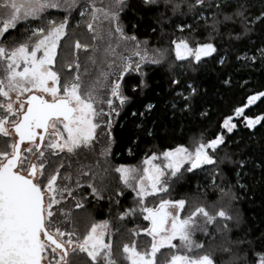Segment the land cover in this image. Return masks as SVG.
Returning <instances> with one entry per match:
<instances>
[{"label": "snow or ice", "instance_id": "6c2138e0", "mask_svg": "<svg viewBox=\"0 0 264 264\" xmlns=\"http://www.w3.org/2000/svg\"><path fill=\"white\" fill-rule=\"evenodd\" d=\"M233 61L264 65V0H0V264H264L237 207L264 195V72Z\"/></svg>", "mask_w": 264, "mask_h": 264}, {"label": "trees", "instance_id": "16d2710c", "mask_svg": "<svg viewBox=\"0 0 264 264\" xmlns=\"http://www.w3.org/2000/svg\"><path fill=\"white\" fill-rule=\"evenodd\" d=\"M241 50H247L248 45L241 44ZM236 65L235 68H229V72H233L235 76V80L237 82H242L243 79H247L251 85L258 86L261 82V73L264 72V65H260L257 67H249L243 68L240 66L242 62L233 61ZM215 72H210L201 76V79L206 87L212 89V86L215 84ZM153 85L157 82H161V76L158 73H153ZM157 92H160L159 88H156L155 91L149 90L146 96L142 97L141 100L138 101V104L148 103V102H156L160 99L159 96L156 95ZM231 99V93L226 94ZM261 107H264L262 105ZM258 111V110H257ZM160 118L163 123L171 125L172 120L174 119L170 115L165 116L162 113H159ZM177 122V131H179V117H176ZM134 127L133 124L129 123V118L125 117L123 114L117 122V126L114 130V134L117 136L118 143L114 146V152L117 153L114 162L115 163H126L136 165L139 164L144 155V146L141 144L139 149H136L133 146V155H129L127 152V147L129 146L127 137L130 133V130ZM163 143V142H162ZM256 146L255 144L253 145ZM254 191L256 192V197H249L245 199L242 203L237 205L238 209L241 212V215L245 218V227L250 232H255L256 235H259L260 232H264V204H262V200H264V195L260 194V185L257 183L254 186ZM254 199V202H252Z\"/></svg>", "mask_w": 264, "mask_h": 264}]
</instances>
